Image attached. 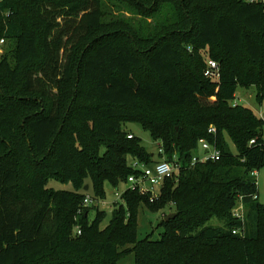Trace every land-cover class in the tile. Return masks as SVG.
I'll list each match as a JSON object with an SVG mask.
<instances>
[{
	"label": "trees",
	"instance_id": "16d2710c",
	"mask_svg": "<svg viewBox=\"0 0 264 264\" xmlns=\"http://www.w3.org/2000/svg\"><path fill=\"white\" fill-rule=\"evenodd\" d=\"M1 39L17 61L0 59V264H117L129 251L135 264H264L251 175L264 169V112L233 104L251 87L264 104L263 0H0ZM207 48L219 81L204 75ZM127 123L185 166L154 202L127 187L102 226L100 206L79 212L85 187L104 200L106 183L139 173L133 160L156 161ZM201 138L221 157L192 166ZM168 205L161 238L139 239L141 207Z\"/></svg>",
	"mask_w": 264,
	"mask_h": 264
},
{
	"label": "rangeland",
	"instance_id": "374dc122",
	"mask_svg": "<svg viewBox=\"0 0 264 264\" xmlns=\"http://www.w3.org/2000/svg\"><path fill=\"white\" fill-rule=\"evenodd\" d=\"M23 5H20L19 9V17H24L27 19L29 23H33L35 21L34 13H33V4L27 5V3L22 2ZM264 4V0H263ZM60 20V19H59ZM192 49V47H190ZM204 55V59H208V48L207 49H201ZM8 56L9 60L15 66L16 64V53L15 49L12 46L11 42H8L5 46V48L0 52V59L3 58V56ZM256 88L251 87L249 89L246 88H238L237 94H236V102L244 105L246 107L251 108L258 116H263L264 112V104L260 105L256 98ZM124 128L129 131V133H134L138 138L141 139L143 146L147 149V151L154 154V159L156 161L166 159L167 157L165 155L160 156L159 155V141L153 140L151 134L149 131L144 129L141 124L139 123H127ZM232 149L235 150L234 145L232 144L229 137H227ZM203 150L199 148V150H196L194 152L195 155L203 154ZM129 185L127 183H122L119 188H114L109 183H106V198L104 200L99 201V206L101 209H104L108 212V217L103 222L102 226H105L108 221L111 214V211L114 208V205L116 202H120V198L117 197V193L124 192L125 189H127ZM48 187H52L54 189H66V190H73V185L70 183H62L60 181L51 179L49 181ZM160 187L157 186L155 188L156 191H159ZM259 193H260V200L264 203V169L260 172V186H259ZM89 192L92 194V190H89ZM173 205H168L165 208L159 210V211H151L148 208L141 207L139 212V239H144L146 237H150L151 239H159L162 236V233L165 230V227L161 224L163 219H165L169 214L173 211ZM95 215L94 211H91L90 218H93ZM213 223H218L216 219L212 221ZM132 246V245H130ZM128 246V247H130ZM117 264H135V254L133 251H129L125 255H123L117 262Z\"/></svg>",
	"mask_w": 264,
	"mask_h": 264
},
{
	"label": "built area",
	"instance_id": "2783aa9c",
	"mask_svg": "<svg viewBox=\"0 0 264 264\" xmlns=\"http://www.w3.org/2000/svg\"><path fill=\"white\" fill-rule=\"evenodd\" d=\"M248 3H255L259 0H245ZM4 39L0 40V52L2 51V45L4 44ZM204 75L210 79L211 81H219L221 77L220 65L219 63L213 59L208 57L206 59V67L204 70ZM233 104H237L236 100L233 101ZM209 133H216L217 129L214 125H211L208 130ZM129 137H132V134H129ZM264 138V136H263ZM256 139H252L250 144H255ZM200 148L204 151L202 155H193L190 164L193 166L198 162H205L207 160H218L221 157V151L217 147L216 144L209 142L206 138H201L199 141ZM163 152V148L159 149V154ZM133 168L139 171L138 174H132L128 177L127 184L128 187L133 190H138L142 194H149L150 201L154 202L159 198L160 189L156 191L155 188L163 185V183L169 179L173 178L177 174H179L184 166V160L175 153L172 159H162L155 161L153 164H145L139 160H133L131 162ZM260 172L261 170L255 169L251 172V175L255 177V184L259 189L260 186ZM122 193H117V197L122 199ZM254 198H260L259 190L257 193L253 195ZM242 199V198H241ZM98 199L94 198V196L90 192H86L84 197V201L82 204V208H80L79 212L82 209L91 207V206H99ZM233 216L244 221L245 219V210L242 203L237 205V207L233 210ZM240 232L239 229L234 230V233ZM82 230L80 226H77L76 233L81 234Z\"/></svg>",
	"mask_w": 264,
	"mask_h": 264
},
{
	"label": "water",
	"instance_id": "95a60500",
	"mask_svg": "<svg viewBox=\"0 0 264 264\" xmlns=\"http://www.w3.org/2000/svg\"><path fill=\"white\" fill-rule=\"evenodd\" d=\"M88 189H89V186L87 185L86 187H85V190L86 191H88ZM176 217V213H171V214H169L166 218H165V220H170V219H174Z\"/></svg>",
	"mask_w": 264,
	"mask_h": 264
},
{
	"label": "bare ground",
	"instance_id": "6f19581e",
	"mask_svg": "<svg viewBox=\"0 0 264 264\" xmlns=\"http://www.w3.org/2000/svg\"><path fill=\"white\" fill-rule=\"evenodd\" d=\"M160 148H162V147H160Z\"/></svg>",
	"mask_w": 264,
	"mask_h": 264
}]
</instances>
